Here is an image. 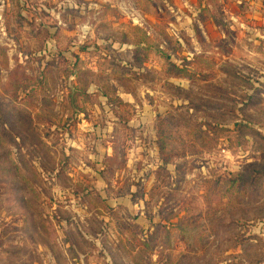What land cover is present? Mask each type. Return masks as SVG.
Here are the masks:
<instances>
[{
	"label": "rangeland",
	"instance_id": "rangeland-1",
	"mask_svg": "<svg viewBox=\"0 0 264 264\" xmlns=\"http://www.w3.org/2000/svg\"><path fill=\"white\" fill-rule=\"evenodd\" d=\"M39 247L264 264L257 32L205 0H0V264Z\"/></svg>",
	"mask_w": 264,
	"mask_h": 264
},
{
	"label": "crops",
	"instance_id": "crops-1",
	"mask_svg": "<svg viewBox=\"0 0 264 264\" xmlns=\"http://www.w3.org/2000/svg\"><path fill=\"white\" fill-rule=\"evenodd\" d=\"M205 2L210 10L216 9L224 16L230 15L240 27L257 32V43H264V0H205ZM38 250L46 252L42 264H58L50 250L41 247ZM63 256L65 264H68V254L65 252Z\"/></svg>",
	"mask_w": 264,
	"mask_h": 264
}]
</instances>
